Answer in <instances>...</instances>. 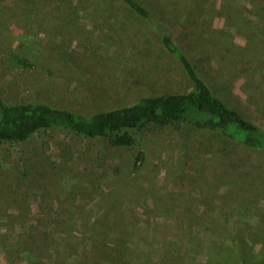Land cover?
Returning <instances> with one entry per match:
<instances>
[{"label":"rangeland","instance_id":"rangeland-1","mask_svg":"<svg viewBox=\"0 0 264 264\" xmlns=\"http://www.w3.org/2000/svg\"><path fill=\"white\" fill-rule=\"evenodd\" d=\"M136 1L150 20L121 0H0V100L89 117L190 92L170 35L264 131V0ZM138 141L53 129L0 146V264L264 262V152L172 128Z\"/></svg>","mask_w":264,"mask_h":264},{"label":"trees","instance_id":"trees-1","mask_svg":"<svg viewBox=\"0 0 264 264\" xmlns=\"http://www.w3.org/2000/svg\"><path fill=\"white\" fill-rule=\"evenodd\" d=\"M121 2L139 17L151 19L148 10L136 0ZM162 44L187 73L192 91L147 97L89 117L41 103L12 105L0 100V146L23 144L38 134L58 129L86 139L102 140L113 148H133L139 146V134L172 128L182 133L215 134L229 143L264 152V131L212 92L170 35L163 36ZM15 60L23 68L31 67L25 59L15 57ZM144 158L143 152H136L132 172L139 169Z\"/></svg>","mask_w":264,"mask_h":264}]
</instances>
